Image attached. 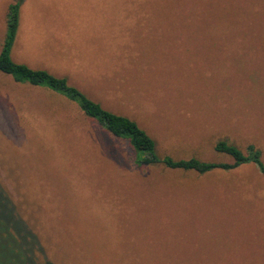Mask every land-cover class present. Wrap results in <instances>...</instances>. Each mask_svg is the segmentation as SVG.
<instances>
[{
	"label": "rangeland",
	"instance_id": "1",
	"mask_svg": "<svg viewBox=\"0 0 264 264\" xmlns=\"http://www.w3.org/2000/svg\"><path fill=\"white\" fill-rule=\"evenodd\" d=\"M19 1L15 63L135 121L160 156L230 164L225 140L264 163V0H0V48ZM133 160L76 105L0 73V264H264L255 166Z\"/></svg>",
	"mask_w": 264,
	"mask_h": 264
},
{
	"label": "trees",
	"instance_id": "2",
	"mask_svg": "<svg viewBox=\"0 0 264 264\" xmlns=\"http://www.w3.org/2000/svg\"><path fill=\"white\" fill-rule=\"evenodd\" d=\"M22 4V1L14 2L7 8L6 34L0 48L1 74L11 77L17 84L46 89L76 105L83 117L97 124L107 136L127 142L133 151V164L137 168L163 166L169 170L204 175L216 171L229 172L244 165H253L264 176L261 152L253 145H249L245 151H242L225 140L216 141L213 147L214 153L230 158L232 160L230 164L215 161L204 162L196 158L176 160L170 156H160L157 153L155 141L135 121L102 108L79 89L69 85L64 77H57L46 70L32 69L27 65L15 63L12 60L11 51L17 35ZM262 30L264 31V29ZM0 221L1 228L3 227L0 232V243L2 244L5 238L10 236V233L6 226L8 221L6 222L4 219ZM4 221L5 224H3Z\"/></svg>",
	"mask_w": 264,
	"mask_h": 264
}]
</instances>
